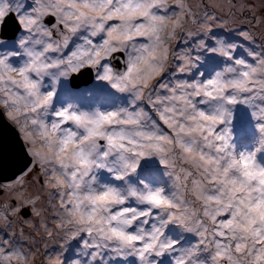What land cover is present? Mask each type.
<instances>
[{"label":"snow or ice","instance_id":"snow-or-ice-1","mask_svg":"<svg viewBox=\"0 0 264 264\" xmlns=\"http://www.w3.org/2000/svg\"><path fill=\"white\" fill-rule=\"evenodd\" d=\"M10 19L22 35L0 39V115L80 249L71 264H264V44L215 39L217 16L188 0H0V30ZM207 57L216 69L200 71ZM241 114L255 143L236 138ZM23 187L0 185L18 202L5 226L41 215ZM0 264L31 261L0 238Z\"/></svg>","mask_w":264,"mask_h":264},{"label":"rangeland","instance_id":"rangeland-1","mask_svg":"<svg viewBox=\"0 0 264 264\" xmlns=\"http://www.w3.org/2000/svg\"><path fill=\"white\" fill-rule=\"evenodd\" d=\"M188 3L191 5L193 12L200 16L205 11L217 16V22L213 26L215 39L223 40L226 43L234 42L242 44L245 47L264 44V25L256 24L253 19L254 16L257 19L264 17V0H188ZM241 5H244L242 10ZM241 31L252 32L256 38L255 45H249L243 41L239 36V32ZM20 35H22V30L16 38L18 39ZM214 42L215 40L209 41L210 44ZM257 50H260L259 47H257ZM217 59L216 57L205 58L200 67V71H202L201 68H208V71L216 69ZM92 86L97 88L95 96L104 98L110 103L122 104L126 100L123 94L114 93L113 96L109 91L99 86ZM5 119L9 121L6 117ZM237 125L238 142L255 143V140L251 139L252 133L248 127V119L245 115L241 114L238 116ZM25 148L27 151L26 145ZM29 158L31 159L29 168L17 178L24 177L23 191L26 187H30L34 194L37 193L41 196L40 201L36 205L41 215H34L31 206L23 207L16 217L11 218L10 226H5L4 222L0 220V238L14 240L16 247L20 248L22 252L27 253L31 264H48L49 257L55 258L57 255L61 257L65 264H71L72 261L80 258V249L75 241L67 239L63 232L55 228L56 218L53 215L55 209L49 203L47 193L42 190L43 177L39 174V166L34 165L32 158L30 156ZM29 169H31L30 172ZM145 170L149 171L146 174L154 179H166L155 173L158 170V166L155 164L146 165ZM12 182H6L0 185H8ZM6 203H11L15 206L18 202L11 198L10 193L6 189L0 188V211L4 210ZM25 211L29 212V215L23 218L22 213ZM41 219H43L42 222ZM45 229L52 231L53 235L49 237Z\"/></svg>","mask_w":264,"mask_h":264},{"label":"water","instance_id":"water-1","mask_svg":"<svg viewBox=\"0 0 264 264\" xmlns=\"http://www.w3.org/2000/svg\"><path fill=\"white\" fill-rule=\"evenodd\" d=\"M13 33H15L16 38L20 31H17V25L10 19L6 29L0 30V39H6ZM116 55L120 59L113 61V63L119 69L123 67L121 61L124 56L122 53ZM77 82L81 84L90 83L91 77L77 78ZM30 164L31 159L27 154L20 133L12 122L6 121L5 117L0 115V184L15 180L29 168ZM28 215L29 212L27 211L22 213L23 218Z\"/></svg>","mask_w":264,"mask_h":264},{"label":"bare ground","instance_id":"bare-ground-1","mask_svg":"<svg viewBox=\"0 0 264 264\" xmlns=\"http://www.w3.org/2000/svg\"><path fill=\"white\" fill-rule=\"evenodd\" d=\"M24 192L27 194V195H31V196H35L37 195V193L34 194L33 190L30 188V187H26ZM43 221V219H41V222Z\"/></svg>","mask_w":264,"mask_h":264},{"label":"trees","instance_id":"trees-1","mask_svg":"<svg viewBox=\"0 0 264 264\" xmlns=\"http://www.w3.org/2000/svg\"><path fill=\"white\" fill-rule=\"evenodd\" d=\"M201 70H202V71H205V70H208V68H207V69H202V68H201ZM247 128H248V127H247ZM247 131L249 132V130H247ZM246 133H247V132H246ZM236 138H237V137H236ZM238 139H239V138H237V140H238Z\"/></svg>","mask_w":264,"mask_h":264}]
</instances>
